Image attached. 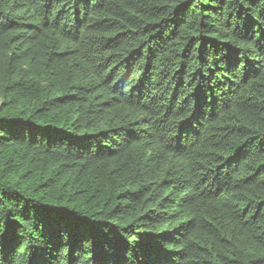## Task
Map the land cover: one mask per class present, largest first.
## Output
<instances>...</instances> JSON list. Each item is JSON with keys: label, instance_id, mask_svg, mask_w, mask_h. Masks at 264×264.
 Returning <instances> with one entry per match:
<instances>
[{"label": "trees", "instance_id": "trees-1", "mask_svg": "<svg viewBox=\"0 0 264 264\" xmlns=\"http://www.w3.org/2000/svg\"><path fill=\"white\" fill-rule=\"evenodd\" d=\"M0 264H264V0H0Z\"/></svg>", "mask_w": 264, "mask_h": 264}]
</instances>
